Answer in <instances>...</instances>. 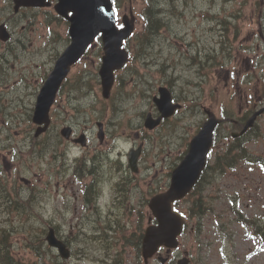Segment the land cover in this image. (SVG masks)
Instances as JSON below:
<instances>
[{
    "label": "rangeland",
    "instance_id": "rangeland-1",
    "mask_svg": "<svg viewBox=\"0 0 264 264\" xmlns=\"http://www.w3.org/2000/svg\"><path fill=\"white\" fill-rule=\"evenodd\" d=\"M0 1L4 7L7 6L6 0ZM179 2L182 3L180 12L172 15L170 19L168 18L169 21L166 19L163 20V22L168 25L162 31L164 37L160 36L156 41L152 39L147 43V52H149V49H151L153 45L154 51L148 54L137 53V56L134 52L132 53V57L134 55L137 59L138 68L134 74H125L127 80V83L124 84L126 92H124V89L120 92V89H118L117 99L108 104L107 101L103 100L101 97L98 88H94L87 97L83 98L79 106L77 105L79 107L78 110L69 105L65 101V96H62L54 106V109L64 110L60 123L63 121L65 124H70L75 130H79V128L87 124L90 132V134L87 135V142L89 145L104 148L105 144H99L97 139L98 132L93 128V123H91V119L96 116L95 111L97 107L92 109L87 106V103L98 98L97 104L102 106L105 112H108L105 117L108 118L109 115L110 117L113 116L120 126L125 127L127 122H129L132 117H135V112L145 109V106H147L145 100L147 98L150 99L149 93L154 94L160 85L168 84V80L172 75L177 79L179 78L180 81L184 83H188L189 79L195 80L200 77V74L194 71L195 75L193 72L187 71L188 68L184 63L187 62V57L196 51L195 45H198L199 53L208 55L214 52L213 48L208 46V43H212L213 39L217 40L220 37L218 32H222L221 28L223 25L228 28L227 34L229 43H225V45L229 48L230 53L228 56L222 57L224 61L222 62L223 68L221 69L220 83L215 81V75L218 76L217 70L219 66L213 64L205 68V70L210 71L205 75L209 80L204 86V89L211 95V106L215 111L219 109L232 111V109L235 107L237 109L238 105L243 103V96L246 92H249L253 88L254 90L258 88L259 84H255L254 80L257 76L264 74V0H179ZM157 3L158 2H156V4ZM118 5L119 6L116 7V14L119 16L128 11L129 8L132 9L136 21V30H138L142 25V20H139L138 13H140L144 6V0H118ZM8 10L11 11V8ZM156 10H159L160 13H165L160 6L153 8L154 12H156ZM5 11L4 8V12ZM223 19L228 22H222ZM213 26L216 27V30L218 29L215 34L213 32ZM53 29L59 32L60 41L65 42V26L57 25L53 27ZM37 33V37L43 34L39 31H37ZM170 34L176 36L170 37ZM131 40L133 43L138 41L135 39ZM219 40L222 39L219 38ZM135 44L139 45L140 42H136ZM60 46L62 49L63 44H59L58 49H55L51 53L49 50H45L39 57L33 59L34 65L40 64L38 69L30 68L28 64L31 62L28 60V57L24 55H18V59H13L12 56H9L8 62H6L8 67L5 69V74L0 76V171L9 178L16 177L22 185V192H26L28 189L27 186L31 184H35L39 189L46 192L48 197L47 201L44 202V208H42L45 218L52 216L56 217L53 208L56 207L59 202V195H63V190L61 187H59V190L56 188V179L51 178V183H47L49 166L44 162L43 156L36 157L27 152L29 145L30 143L38 144L37 142H44L39 145L42 148L41 151L44 153V156L51 157L52 155H56L60 160V152H69L68 155L69 158H71L76 152V149L69 147L70 145H66L63 139L60 141L59 146L53 144L51 141L49 143L47 141H42L41 138H44V135H40L31 141L32 138L30 136L33 134V129L29 123V114L31 112L34 90L33 88L26 90L23 86L18 85V80L21 79L19 75L22 73H25L28 79L27 82H23V84H29V82L33 81L35 78H40L44 75L47 71L48 64H51L55 59V55L61 51L59 48ZM97 47L98 46H95L94 49ZM155 50H157V52H155ZM157 55H159L158 62H163L166 58L168 60L178 59V63L173 69L167 68L164 65L151 66L150 68H146L145 65H140L141 60H151L152 56ZM91 57H94L92 53L90 57H85L81 62H85L90 66L89 69L92 70L94 67V60L91 59ZM0 60L5 62L1 56ZM79 68L80 66L76 67V70ZM157 68H160V70H157ZM249 68H251L252 71L254 69L253 82L248 84L241 82L240 91L236 87V96H234L231 87L235 85V78L242 80V78L252 72L249 71ZM27 69H31L32 73H27ZM76 70L74 71L76 72ZM37 72H39L40 75L36 74ZM173 83L175 84L176 82L174 81ZM253 85L254 87L252 88ZM193 87L196 88V86ZM140 88L146 91L145 96L135 90H139ZM127 90L131 91L132 94L128 95ZM206 105H209V102H207ZM124 106H126V108H124ZM189 115H191L190 110L184 107L179 116L165 123L161 128L152 133L156 135L155 138H158L157 136L161 134L169 135L178 133L181 135L183 132L179 130L180 125L185 121V116ZM85 120H87V122ZM131 121H133V119ZM52 127L57 128V124L54 122ZM260 132L264 134V121H260ZM124 136V134L119 135L121 141L124 140ZM173 137L176 136L173 135ZM256 139L250 142L249 147L253 150L258 149L260 153H263L264 142L257 141ZM150 141L152 140H148V143ZM119 147H122V145L119 144ZM151 148L152 149L149 151V160H151L152 154L155 153L154 148ZM116 150L117 148L114 149L111 157L115 155ZM26 156L35 158L31 160L30 163L21 161V158ZM173 159L175 158L167 162L162 170H157L156 174L161 179L162 183L166 180L163 173ZM69 163L70 162L66 159V165L69 169L65 174V181L71 179V166ZM223 163L224 159H217L216 168ZM54 164H58V162L54 160ZM246 166L240 165L238 169L232 172V175L228 178L232 179V181L229 182L230 186H228V191L229 193H234L237 190L240 191L241 198L239 197V207L250 217L258 215L259 224L264 227V169L256 167V165ZM158 168L159 167H157V169ZM226 175L229 176V174ZM75 184L81 187L83 183L75 180ZM137 187L138 189L135 191L136 196L139 195L140 192L145 191L141 182L137 184ZM55 192H58L59 195L55 196ZM230 205L231 202L226 199L215 201L214 211L216 217L213 216V218H217L220 224L224 226L229 225L231 229H235L237 223H229L231 213L228 207ZM70 206L73 207L74 204H70ZM185 206L186 204H183L181 207L185 208ZM59 208L61 209V207ZM67 216H69L66 219L68 223L71 221L70 216H72V210L67 212ZM215 220L216 219H214V221ZM59 222L62 223V220L60 219ZM215 222L217 223V221ZM129 223H131V226L135 224L133 219H131ZM143 223L144 221L142 225ZM252 241L259 242L255 237H252ZM219 245L218 233L215 230V224L212 220L203 219L202 230L199 234H196V231L188 232L186 236L180 238V249H186L188 251L193 259L192 264H224L218 255ZM73 248L74 250L77 249L75 246L71 247L72 250ZM224 248L227 255H233L241 250H250L251 244L249 242H243L242 235L240 234L236 238L226 241L224 243ZM110 250L116 254L119 251V254L122 255L120 264H122V261L123 264H133L130 256L127 254L126 250L123 252V247L119 246V243L116 247L114 242L111 243ZM13 253L17 258L24 261L33 260L35 258L30 249L26 247L25 236L21 234H17L13 238ZM85 254L89 255L87 249L85 250ZM73 255L74 257L69 264H94V262L88 258L89 256L80 254L79 250H76ZM111 255L113 256L114 254ZM263 263L264 259L262 257H254L245 264Z\"/></svg>",
    "mask_w": 264,
    "mask_h": 264
},
{
    "label": "water",
    "instance_id": "water-1",
    "mask_svg": "<svg viewBox=\"0 0 264 264\" xmlns=\"http://www.w3.org/2000/svg\"><path fill=\"white\" fill-rule=\"evenodd\" d=\"M60 4L66 6V9L73 11L72 16L69 18L70 34L73 37L72 46L64 53L61 61L55 64L51 79L54 78L53 84L42 91L40 94V107L38 110L37 121H46L47 108L52 100L55 88L60 79L65 75L68 70L69 64L78 56V54L85 48V45L92 40L98 31H102L106 40L117 37L115 39L116 45L120 42V35L114 30L111 21L107 16H111L110 8L107 0H61ZM71 4V5H70ZM108 55L104 58L105 66L101 71L103 76V90L104 94L111 85L112 69L118 67L120 63L111 67V60L117 58L120 54L118 46L111 45L109 41L106 43ZM177 230H170L167 236L161 234H153L152 240L144 245L143 253L152 249V251L160 243H167L171 241V237ZM63 255H66L61 250Z\"/></svg>",
    "mask_w": 264,
    "mask_h": 264
},
{
    "label": "trees",
    "instance_id": "trees-1",
    "mask_svg": "<svg viewBox=\"0 0 264 264\" xmlns=\"http://www.w3.org/2000/svg\"><path fill=\"white\" fill-rule=\"evenodd\" d=\"M159 1V0H158ZM157 1V2H158ZM165 1V0H164ZM159 3V2H158ZM152 12H153V14L158 18V19H161V18H163V16H164V14L165 13H160V11L158 10H156V12H154L153 10H152ZM163 12V11H162ZM160 13V14H159ZM7 250H8V246H7V244H3L2 245V249H1V251H0V257L2 258V259H4V260H6L7 259Z\"/></svg>",
    "mask_w": 264,
    "mask_h": 264
},
{
    "label": "bare ground",
    "instance_id": "bare-ground-1",
    "mask_svg": "<svg viewBox=\"0 0 264 264\" xmlns=\"http://www.w3.org/2000/svg\"><path fill=\"white\" fill-rule=\"evenodd\" d=\"M198 50L196 49V52H197ZM86 121V120H85Z\"/></svg>",
    "mask_w": 264,
    "mask_h": 264
}]
</instances>
